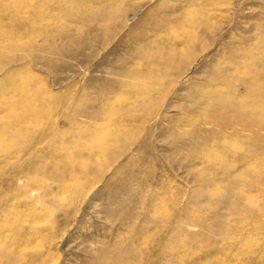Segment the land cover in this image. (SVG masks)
I'll list each match as a JSON object with an SVG mask.
<instances>
[{
  "label": "rangeland",
  "instance_id": "374dc122",
  "mask_svg": "<svg viewBox=\"0 0 264 264\" xmlns=\"http://www.w3.org/2000/svg\"><path fill=\"white\" fill-rule=\"evenodd\" d=\"M0 264H264V0H0Z\"/></svg>",
  "mask_w": 264,
  "mask_h": 264
}]
</instances>
